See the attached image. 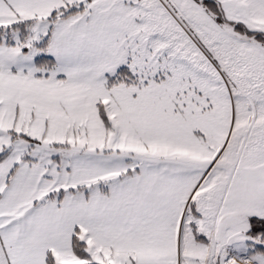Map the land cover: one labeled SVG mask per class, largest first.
<instances>
[{
    "label": "snow or ice",
    "instance_id": "1",
    "mask_svg": "<svg viewBox=\"0 0 264 264\" xmlns=\"http://www.w3.org/2000/svg\"><path fill=\"white\" fill-rule=\"evenodd\" d=\"M0 264H264V0H0Z\"/></svg>",
    "mask_w": 264,
    "mask_h": 264
}]
</instances>
